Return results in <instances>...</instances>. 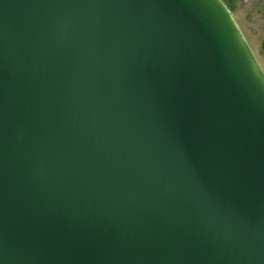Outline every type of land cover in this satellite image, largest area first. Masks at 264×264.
<instances>
[{"label": "water", "instance_id": "1", "mask_svg": "<svg viewBox=\"0 0 264 264\" xmlns=\"http://www.w3.org/2000/svg\"><path fill=\"white\" fill-rule=\"evenodd\" d=\"M0 264H264V72L222 0H0Z\"/></svg>", "mask_w": 264, "mask_h": 264}, {"label": "rangeland", "instance_id": "2", "mask_svg": "<svg viewBox=\"0 0 264 264\" xmlns=\"http://www.w3.org/2000/svg\"><path fill=\"white\" fill-rule=\"evenodd\" d=\"M264 72V0H222Z\"/></svg>", "mask_w": 264, "mask_h": 264}, {"label": "trees", "instance_id": "3", "mask_svg": "<svg viewBox=\"0 0 264 264\" xmlns=\"http://www.w3.org/2000/svg\"><path fill=\"white\" fill-rule=\"evenodd\" d=\"M262 48L264 49V40H263V42H262Z\"/></svg>", "mask_w": 264, "mask_h": 264}, {"label": "flooded vegetation", "instance_id": "4", "mask_svg": "<svg viewBox=\"0 0 264 264\" xmlns=\"http://www.w3.org/2000/svg\"><path fill=\"white\" fill-rule=\"evenodd\" d=\"M228 1V0H227ZM230 1H232V0H230Z\"/></svg>", "mask_w": 264, "mask_h": 264}]
</instances>
